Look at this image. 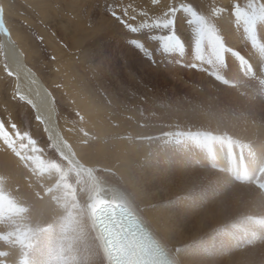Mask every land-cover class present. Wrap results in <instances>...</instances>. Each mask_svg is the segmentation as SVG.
<instances>
[{"label":"rangeland","instance_id":"1","mask_svg":"<svg viewBox=\"0 0 264 264\" xmlns=\"http://www.w3.org/2000/svg\"><path fill=\"white\" fill-rule=\"evenodd\" d=\"M112 1L110 11H106L105 7H102L96 12L98 20L101 19L99 21L102 24L98 21L100 24L96 22L94 25L86 21L89 29L87 30L88 40L84 41L86 45L75 50L76 48L70 44L72 42L64 41L65 38H62L58 26L61 21H66L62 12L63 9L68 10L65 9L67 5L65 0H48L53 7H58V13H54L56 21L51 20V22L44 20L41 13L26 0H0L3 18L9 28L19 30L20 35H24V38L27 39V42L23 41V46L20 47L30 54L32 53L33 61L30 63L28 61V65L42 78L52 92L61 125H65L68 130L83 136V140L92 153L91 158L95 162L94 170L97 173L104 174L103 177L110 175L114 179H119L116 166L118 163L111 152L114 149L113 141H116L117 135L109 134L105 138H100L99 130L108 126L114 129L121 128L120 131L126 132L125 129H128L126 127L129 126L127 118L130 115L129 105H126V102L128 104L129 101H133V104L136 103L138 106L140 104L142 106L150 105L154 108L164 107L173 111L174 113L165 117L169 121H173L171 118L177 117V121L180 122L175 124L170 132L174 139L187 136L190 141V139H198L199 136L203 140V144L207 141L204 139L205 129L213 126L219 131H225L226 134L223 136L226 141L240 144L236 137L242 130L240 127H242L243 121L252 125L257 123L258 128L264 127V100L257 96L258 91L252 87L254 85L251 82H245L238 69L235 70L233 65L234 63L236 65L240 59V55L235 56L238 52L248 56L246 58L249 60H253L254 56L261 57L256 64L261 68L264 67L262 64L264 63V23L261 19L255 26L258 34L256 44L248 42L243 34V26L238 27L237 22L235 28L243 40L237 44L238 46H232L230 42L233 39L229 38L230 31L227 33L226 30L229 27L224 26L220 21L223 14L220 17L213 16L223 44L215 50L205 45L202 56H195L193 37H190L191 34L193 35L194 28L187 22L188 17L179 11L180 6L191 5L200 14L207 16L212 13L214 8L228 9L224 1L174 0L170 3L164 0L163 2L158 0L160 3L157 0ZM242 1L236 0L234 5L242 3V8H246L250 0H244L247 3ZM257 1L264 4V0ZM13 4L20 8L19 11L10 12L9 8ZM160 4H165V7H159ZM149 7H151L149 11L154 12L148 13ZM153 7H157L158 9L155 8V10L159 11H155ZM170 7L178 9L176 33L185 43L183 56L177 53L163 52L160 41L156 37L167 35V30L143 28L133 34L111 15L113 11H116L117 15L123 16V10L126 9L128 22L139 27L142 23H153L157 18L163 17ZM231 8L233 9V7ZM253 12L256 13L254 8ZM143 13H147V15H143ZM131 17H135V19L133 20ZM28 18L33 19L35 23H31ZM110 18H112V22L114 21L113 23L109 21ZM103 19L108 20L106 22L108 24L105 25ZM90 25L97 27L96 32L90 29ZM101 26L102 28H100ZM41 27L44 29L43 31ZM47 34L53 36L52 42L53 38L58 39L60 50L63 53L59 54L51 46ZM132 39L143 43L147 54L132 47L130 43ZM226 39L229 46H227ZM149 56L152 58L149 59ZM223 56H228V61L225 62V59H222ZM209 58L213 59V63H210L211 66L208 68ZM139 60L145 63H140ZM135 61H139V64H136ZM146 61L153 70L145 65ZM72 63L77 67L79 75L84 78L85 84L81 88H73L72 85H69L67 73L74 76L71 69ZM143 66L147 67L145 68L147 76L142 74L145 75L143 78L146 85L141 83L142 78L140 80L141 73H143L141 69L144 70ZM148 69L149 73H147ZM231 69L233 73L230 71ZM131 71L136 73L133 72L131 75ZM151 72L155 74L153 73V75ZM219 73H223L222 76L233 81L236 84L235 88L230 89L218 85L214 78L216 75L219 76ZM211 74H214V77ZM134 77L135 80H139L135 82L132 80ZM147 77H150L151 80L148 81ZM74 78L77 79L76 76ZM128 79L136 87L129 85ZM14 83L15 79L6 68L3 50L0 47V252L5 254L4 257L0 256V264L3 261L7 264L12 261L20 263L21 260L26 259V262L29 261L30 264H76L72 258L74 255H69V253H73L74 250L72 252L70 250L74 248L70 239H67L69 236L65 234L67 229L58 235L60 223H56L53 227L52 221L46 225L39 219L29 221L32 202H36L38 199V192L42 193V191L36 190V181L40 180L38 165L48 163L55 172L62 168L65 169L68 172V176L65 178L67 184H71L74 180L75 169L67 166L65 160L47 139L30 107L15 97ZM79 83L83 84L80 80ZM81 97L84 98L83 102ZM257 135L260 136L259 133ZM76 140H80V137ZM6 146L11 147L10 151L6 150ZM103 146H107L105 150H101ZM14 148L17 150L14 151ZM83 156L88 157V154L81 155V158ZM192 162L193 160L190 163ZM190 163L188 162V165ZM189 167L193 168V165L190 164ZM77 181L85 183L83 179L77 178ZM22 188L24 189L22 190ZM24 197L26 198L24 199ZM28 201L29 203H27ZM64 245L67 249L64 248ZM246 251L250 250L246 249Z\"/></svg>","mask_w":264,"mask_h":264},{"label":"bare ground","instance_id":"2","mask_svg":"<svg viewBox=\"0 0 264 264\" xmlns=\"http://www.w3.org/2000/svg\"><path fill=\"white\" fill-rule=\"evenodd\" d=\"M26 1L41 13L44 20L47 22L48 20L56 21L55 14L58 13V7H53L48 0ZM159 1L163 2V0ZM164 1L170 3L174 0ZM221 1L226 3L228 9H223V18L221 19L222 16H219L220 21L224 26L229 27L226 30L227 33L230 31L229 38L233 39V42H230L231 45L238 46L237 44L243 39L235 28L237 21L232 15L233 9L231 8L236 0ZM65 2H67L65 9L68 10L63 9L62 12L66 21H61L58 26L62 38H65L64 41L72 42L70 43L72 47L78 50L80 46L86 45L84 41L88 37L87 30H89L86 21L95 25L101 20H98L96 12L102 7H105L106 11H110L113 1L65 0ZM201 4L203 5V3ZM239 4L242 7V3ZM243 5L245 4L243 3ZM158 6L165 7V4ZM157 7H153L154 10L159 8ZM9 9L12 13L19 11L20 8L13 4ZM150 9L151 7L148 9V13ZM254 10L259 20L261 19L264 23V4L256 0ZM151 12L154 11L151 10ZM111 19L109 21L112 22ZM28 20L35 23L31 18ZM107 21L103 19L105 25L108 24ZM99 22L98 24H100ZM89 27L96 32L97 27L92 25ZM41 30L44 29L41 27ZM191 36L193 37L192 34ZM52 37L47 34L51 46L59 54L63 53L60 50L58 39L53 38L52 42ZM0 39L6 68L15 79V97L30 107L35 114L37 123L41 124L47 139L55 150L65 160L68 167H73L76 170L73 169L74 180L71 184H67L65 178L68 176V172L65 169L62 168L55 172L48 163L38 165L40 180L36 181V190H40L42 193L38 192V199L36 202H32L29 221L39 219L44 225L52 221L53 227L56 223H60L58 235L67 229L65 234L70 237L67 239H70L74 248L68 249L70 252L74 251L73 253L66 251V253L74 255L72 258L76 264H111L104 240L101 239L100 232L93 227L92 219V211L107 203H120L133 209L169 249L178 264H264V245H262L264 244V235L257 226L259 220H264V198L254 188L237 186L224 175L211 170L204 161L205 153L208 150L206 142L202 144L203 140L199 136L196 140L190 139L191 142L188 141L187 136L186 138L175 137V139L171 137L173 135L170 133L172 128L175 127V124L180 123L177 121V117L171 118L173 121H169L165 117L174 113L173 111L164 107L161 110L150 105H145L147 106L145 108L142 104L138 106L136 103L133 104V101H129L128 104L125 101L130 110V115L127 118L129 126L126 127L128 129H125L127 131L122 132L119 127V129H114L108 126L99 130L100 138H105L109 134L117 135L116 141H113L114 149L111 152L118 163L116 166L119 179H114L110 175L103 177L104 174H99L94 170L95 162L91 158L92 153L83 140V136L68 130L65 125H61L52 92L42 78L28 65V61L29 63L33 61L32 53L30 54L20 47L23 46V41L27 42V39L24 38V35H20L19 30L9 28L3 18L1 5ZM260 58L254 56L253 61L257 62ZM132 62L134 63V61ZM138 62L136 64H139ZM142 62L145 63L140 61V63ZM130 64L132 65V63ZM156 64L158 63L156 62ZM145 65L150 70L152 69L148 62ZM145 68L147 67H144V70L140 68L143 72L141 75L146 74ZM71 69L77 79L75 80L73 75L67 73L69 85H72L73 88L83 87L84 78L79 75L74 63L71 64ZM230 71L232 72V69ZM133 72L131 71V75ZM147 73H149V69ZM153 73L151 72V74ZM137 75L139 74L137 73ZM143 76L145 77L142 75L140 80L142 78L141 83L146 85ZM147 78L148 81L151 80L150 77ZM79 80L83 84H80ZM132 80L136 82L139 79L135 80L134 77ZM128 84L136 87L130 79H128ZM81 101L83 102L84 98L81 97ZM258 127L257 123L252 125L243 121L242 127H240L242 130L236 137L240 144L251 145L257 150L263 151L264 127ZM205 130L204 139L207 140L213 136L217 144L226 141L223 136L226 134L224 130L219 131L213 126ZM78 137L80 140L77 141ZM106 147H101V150H105ZM10 149L11 147L6 146V150L10 151ZM85 153L88 154V157L81 158V155ZM192 160L193 164L190 163ZM188 162L191 166L193 165V168L189 167ZM77 178L83 179L85 183L77 181ZM37 195L35 194V196ZM46 212L47 214L44 215ZM251 237L252 239L255 237L259 241L250 242ZM66 243L65 245H67ZM249 244L250 246L252 244V247ZM246 249L250 251H246ZM13 262L18 264L17 261L11 263Z\"/></svg>","mask_w":264,"mask_h":264},{"label":"snow or ice","instance_id":"3","mask_svg":"<svg viewBox=\"0 0 264 264\" xmlns=\"http://www.w3.org/2000/svg\"><path fill=\"white\" fill-rule=\"evenodd\" d=\"M256 5V0H250L246 8H242L240 4L233 6L232 15L238 22V27L243 26V34L248 42L256 44L258 42V34L256 32V24L259 22V18L253 12V8ZM179 11L184 13L188 17V23L194 28L193 43L195 56H202L204 52V46L215 50L217 47L222 46L223 41L217 31L216 23L213 21V16H220L223 13V9H213L212 13L208 16L200 14L191 5H181ZM177 7H170L163 17L157 18L153 23H142L139 27L134 26L128 22V12L123 10V16L117 15L116 11H113L111 15L120 21L124 25L125 29L133 34L138 33L143 28H158L167 30V35L156 37L160 41V46L164 53H177L181 56L185 53V43L180 36L176 33L177 22ZM147 15V13H143ZM135 19V17H131ZM131 46L146 53L145 45L136 39L130 41ZM147 54V53H146ZM152 57L149 56V59Z\"/></svg>","mask_w":264,"mask_h":264}]
</instances>
